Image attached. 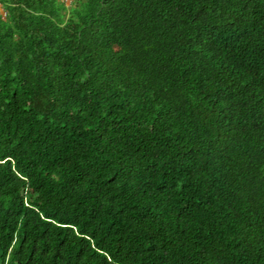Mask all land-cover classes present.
Here are the masks:
<instances>
[{"label":"trees","instance_id":"trees-1","mask_svg":"<svg viewBox=\"0 0 264 264\" xmlns=\"http://www.w3.org/2000/svg\"><path fill=\"white\" fill-rule=\"evenodd\" d=\"M0 4V264H264V0Z\"/></svg>","mask_w":264,"mask_h":264},{"label":"rangeland","instance_id":"rangeland-1","mask_svg":"<svg viewBox=\"0 0 264 264\" xmlns=\"http://www.w3.org/2000/svg\"><path fill=\"white\" fill-rule=\"evenodd\" d=\"M66 1V3L68 4V5H71V3H72V1L73 0H65ZM3 7L2 6H0V9H2ZM0 13L2 14V15H6V13H5V11L4 12H1V10H0Z\"/></svg>","mask_w":264,"mask_h":264},{"label":"crops","instance_id":"crops-1","mask_svg":"<svg viewBox=\"0 0 264 264\" xmlns=\"http://www.w3.org/2000/svg\"><path fill=\"white\" fill-rule=\"evenodd\" d=\"M0 6H2L1 4H0ZM3 7V6H2ZM1 10V12H4V9L2 8V9H0Z\"/></svg>","mask_w":264,"mask_h":264},{"label":"clouds","instance_id":"clouds-1","mask_svg":"<svg viewBox=\"0 0 264 264\" xmlns=\"http://www.w3.org/2000/svg\"><path fill=\"white\" fill-rule=\"evenodd\" d=\"M1 14V13H0ZM4 16V15H3Z\"/></svg>","mask_w":264,"mask_h":264}]
</instances>
